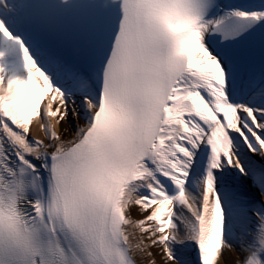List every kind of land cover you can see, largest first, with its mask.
I'll return each mask as SVG.
<instances>
[{
    "label": "snow or ice",
    "instance_id": "1",
    "mask_svg": "<svg viewBox=\"0 0 264 264\" xmlns=\"http://www.w3.org/2000/svg\"><path fill=\"white\" fill-rule=\"evenodd\" d=\"M191 247L264 264V0H0V264Z\"/></svg>",
    "mask_w": 264,
    "mask_h": 264
},
{
    "label": "bare ground",
    "instance_id": "2",
    "mask_svg": "<svg viewBox=\"0 0 264 264\" xmlns=\"http://www.w3.org/2000/svg\"><path fill=\"white\" fill-rule=\"evenodd\" d=\"M49 119L51 120V123L52 121L54 122V125L56 127L55 130L57 132H60L62 130L61 125L57 123L56 119L55 118H49ZM40 123L41 121L39 119L34 120L31 126L32 135H34V138L36 139H46L45 133L40 129ZM67 135L71 136L72 132L69 131ZM255 158L258 159V157H255ZM144 215H146V213L140 212L137 206H133L131 210V216L134 220L142 219ZM129 230L133 232L136 231L135 229H129ZM133 243H135V241H133ZM191 248H189L188 250L190 251ZM151 251L153 253V257L151 259H154L156 261V264H165V257L163 256V253L161 252L159 248H153L151 249ZM241 256L242 254L240 253L239 247H236L234 251L225 250L223 256L220 257L219 264H234L235 261H238L241 259ZM195 258H196V255H195ZM149 259H150L149 257H144L143 264H148Z\"/></svg>",
    "mask_w": 264,
    "mask_h": 264
},
{
    "label": "rangeland",
    "instance_id": "3",
    "mask_svg": "<svg viewBox=\"0 0 264 264\" xmlns=\"http://www.w3.org/2000/svg\"><path fill=\"white\" fill-rule=\"evenodd\" d=\"M52 123H53V126L55 127V125H54V122L52 121ZM57 125V124H56ZM56 128V127H55ZM32 136V135H31ZM189 250L187 249L186 250V253L188 252ZM190 251H193L195 254H196V251H195V248L194 247H192L191 249H190ZM189 251V252H190ZM187 258H188V255L186 256Z\"/></svg>",
    "mask_w": 264,
    "mask_h": 264
}]
</instances>
